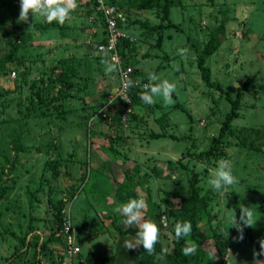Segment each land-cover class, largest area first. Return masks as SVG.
<instances>
[{"label": "rangeland", "instance_id": "obj_1", "mask_svg": "<svg viewBox=\"0 0 264 264\" xmlns=\"http://www.w3.org/2000/svg\"><path fill=\"white\" fill-rule=\"evenodd\" d=\"M104 2L109 4V0ZM171 5L170 19L179 23L185 34H176L172 29L166 31L167 35L172 34V38L164 39L160 50L152 48L149 53L153 57L142 68L162 77V81L167 79L177 84V91L172 96L177 99L172 104L180 103L193 116L192 120L181 109L169 111L171 125L163 131L175 135L178 140L152 139L150 131L160 133L162 130L152 118L147 117L141 122L143 118L140 117L136 122L133 116H141L143 111L138 107L131 106L125 121H121L124 112L112 103L106 109V118L86 115L87 108L95 106L93 102L102 90L94 88L88 95L82 93L81 99H77V89L84 85L82 80L88 78L89 90H92L91 86H96L101 74L96 66L92 74L82 69L86 64L94 65L97 59L93 61L83 53L87 47L92 49V43L82 41L85 33L80 31L86 25L89 30H97L101 35L99 40H103L105 21L101 14L86 18L82 15L86 6H78L80 10L71 14L69 25L64 23V29L57 31L48 29L43 17L37 15L33 18L30 13L27 27L23 28L24 22L18 20L20 4L15 5V0H0V57L10 50L6 45L7 33L13 31L14 34L13 24L20 26L10 37L18 46L15 58L20 62L6 64L8 69L0 71V182L4 180L11 184L15 179L14 192L6 201H0V264L6 263L20 249L23 253L25 246L32 248L34 242L28 239L32 234L49 235L54 212L47 197L53 204L61 198L66 200L64 216H70L76 237L75 227L84 229L86 225L91 230L106 225L107 231L92 242L83 240V245L81 240L84 238H75V241L82 245V255L91 250L101 258L114 257L118 264H141L142 256L147 253L140 247L135 250L125 247V241L134 237L119 236L112 225L115 218L123 229H139L135 224L125 225L126 217L116 209L131 199L143 197L147 203L144 219H151L150 211L159 213L161 250L166 255L173 254L178 221L171 209L178 207L182 198L189 197L191 176L189 170L180 168V164L197 173L198 194L209 199L205 212L199 217L197 229L185 238L197 244L195 255L186 256L187 263L197 264L202 255L205 264H253V252L260 250L258 241L264 238V146L263 152L249 151L242 148L241 138L244 141L251 135L252 141H257L255 130H264V0H172ZM30 24H33L32 28L40 24L45 27L30 31ZM220 24L225 25L222 43L205 62L210 70V82L220 85L232 97H235L237 87L245 81L248 85L237 110L239 117L230 124L232 136H226L225 143L221 144L225 157L197 161L192 154L209 149L210 139L217 136L224 115L230 109L223 94L204 84L196 62L202 43ZM187 26L191 30L189 33ZM66 33L60 42L59 37ZM75 39L77 48H73ZM157 39V36L152 38L155 46H158ZM142 44L143 40H139L138 45L143 47ZM188 46L190 51H186L182 58L172 50ZM166 52L173 53L172 60L163 58ZM77 55L84 58L79 60ZM100 61L101 69H104L105 65ZM181 68L186 70L185 74ZM150 73L146 72L148 76ZM106 76L114 79L115 71ZM92 78L96 80L94 84ZM113 86L111 96L117 93L119 82L104 87L107 90L106 87ZM66 92H69L66 96H70L67 100L48 104L52 97ZM39 98L42 102L38 101ZM83 98L89 101L86 109L77 102ZM155 99L165 110L172 106H165L162 96ZM106 105L104 102L105 108ZM145 110L150 109L146 107ZM116 115L120 116L119 124L112 122ZM21 124L19 141L30 148V153L21 154L15 171H10L13 162L10 137ZM110 140L113 144L117 141L122 156L108 152ZM57 157L62 161L59 168L52 164ZM221 159L229 161L239 183L217 192L208 181ZM82 161H85L89 175L83 188L78 189L83 175L78 167ZM137 163H140L139 169L134 171ZM126 174H132L133 179L126 180ZM27 191L36 192V203L32 208L27 204ZM234 205L250 207L254 213L257 221L252 227L251 241L236 242L234 239L238 233L231 227L230 218L236 216L239 220ZM30 215L38 218L32 223L38 229L27 236ZM84 235L86 238L87 233ZM216 246L223 254L221 261H217ZM52 249L41 262L58 264L62 252L57 244ZM33 254L34 247L21 254V264H33L37 256ZM153 255L152 264H169L166 255L155 251ZM258 259L264 261V255Z\"/></svg>", "mask_w": 264, "mask_h": 264}, {"label": "trees", "instance_id": "obj_2", "mask_svg": "<svg viewBox=\"0 0 264 264\" xmlns=\"http://www.w3.org/2000/svg\"><path fill=\"white\" fill-rule=\"evenodd\" d=\"M93 5H95V3L93 2V0H91ZM137 1V3H134L132 5L133 8H136L138 10L140 9H147L149 7L152 6H156L159 8V13L161 14V23L158 25H150L147 21L145 22H141L140 20H131L130 24L132 25H137L138 27H140L141 29L144 30L145 35H154V32H160V30H164V31H169V30H174V32H176V34H185V29L180 27L179 23H173L170 19V12H171V7H172V0H135ZM163 1V3L160 6V3ZM133 2V1H132ZM132 2L130 4H132ZM113 3V2H112ZM19 5L20 4V0H15V5ZM114 4V3H113ZM89 5V4H88ZM93 5L90 6H86L87 7V12H85V17L89 18L92 14H94V10H93ZM119 7V6H117ZM189 24L191 23V18L189 19ZM13 30H17L20 28L19 25L17 24H13ZM21 27L26 28L27 24L24 23ZM44 24H40V25H36L34 28L35 29H40V28H44ZM34 28L30 29L33 30ZM49 28H57L59 30H63L64 26L60 25L58 22H53L51 24L48 23V29ZM188 33L190 30V28H188ZM14 31V34H15ZM224 32H225V25L224 24H220V26L217 28V30H215L214 32H211L209 35V39L205 42L202 43V50L200 51L199 56L197 57V69L201 72V79L204 81V84L208 87V88H215V90L219 91L221 94H223V98L229 103L230 105V109L229 112H227L224 115V119L221 123L220 129L218 131V134L216 137H212L210 139V144H209V149L202 151L198 154L193 153L192 157L195 158V160H208L209 158L212 159H219L221 157H225L223 148H221V144L223 145V143H225V137L226 136H232L231 135V128H230V124L233 120L237 119L238 113L237 110L239 108V104L242 98V93L243 90L247 87L248 85V81H245L241 86L237 87L236 90V94L235 97H232L229 92L223 90V88L218 85V84H212L210 82V70L205 66V62L206 59H208L211 55H213L218 48L220 47L223 37H224ZM13 31H11L10 33H7L8 38L6 39V45L9 47L10 46V50L9 52H7L6 54H4L2 57H0V71H6L8 68L6 66V64H16L19 63L20 61H18L15 56H16V51L17 49V44H13L14 42L12 41V39L10 38L11 36L14 35ZM157 44L160 46L163 39L165 38V36L162 38L161 33L158 34L157 36ZM172 38V34L168 35L166 34V39H171ZM104 39L99 41L98 44L103 43ZM195 45H197V43H194ZM193 48H196V46H193ZM117 48L120 52V56L122 57V59L124 60L126 65H129L128 63V54L134 51V47L131 46V43L126 40L125 38L118 43ZM188 51H190V46H188ZM103 57H105L104 54H102ZM101 56V57H102ZM145 57H148L147 55H145ZM116 75H117V80H118V74L116 71ZM133 82H134V86L129 87L128 89V97L130 100V105L133 107H138L140 109H143L142 111V115H137V116H133V118L136 117V122L139 121L140 117H142L143 119H141V122L144 121L145 118H152L154 122H156V125H159V127L161 128L162 132H152L150 131V137L152 139H160V138H171L174 140H178L175 138V135H171L168 133H166L165 131H163L164 129H167L168 126H170L171 124L169 123V121L171 120L170 116H169V111L174 110V109H181L183 110L188 116H190L189 118H191L193 120V116L185 109V107L180 103H174L172 104V106H170L167 110L163 109L164 107H162L160 105V102H156L155 104H145L141 99H140V94L144 91L143 85L150 83L149 81V76L141 71H135L133 70V72L130 74L129 77ZM84 82L83 86H80L77 89L76 94L78 95V97H76L77 99H81L82 97V93L88 94V92L90 93V91L93 90H89L90 88H88V78L87 79H83L82 80ZM119 81V80H118ZM117 82H114L116 85L118 84ZM49 85V84H48ZM92 88H95V86H93ZM107 90H102V92L99 93V98H97L96 100L99 102L97 105L95 106H91L88 109V113L86 114L87 116H95L99 110H101V108L104 105V102L107 103L108 101V96L110 95V93L112 92V88H107ZM104 91V92H103ZM67 94H69V92L66 93H62L57 94L55 97H52L49 101L48 104L49 105H54L56 102L58 101H65L68 99V97L70 96H66ZM109 94V95H108ZM71 95V94H70ZM1 96V93H0ZM80 97V98H79ZM177 98H174L173 100H176ZM156 100V99H155ZM39 102H42V99L39 98L38 100ZM78 101V100H77ZM101 103V104H100ZM118 110L124 109L126 107V103L123 101H120L118 99H115L111 102ZM148 107L150 110L146 111L145 108ZM86 108V107H85ZM96 112V113H95ZM106 112V111H105ZM118 114L120 113L119 111L117 112ZM120 116L119 118L116 116L112 117V122H117L118 124L120 123ZM79 126V125H77ZM21 130H22V124L19 128V130H15L10 137V144H11V150L13 151V162H12V166L10 168V171H15L16 168V164L19 162V156L21 154H28L30 153V148H28L26 145H24L22 142L19 141V136L21 135ZM255 134V138L257 141H252V136L249 135L248 137L245 138V140L243 141L241 138V144H242V148H246L247 150H251L253 152H263L261 149L264 146V130L261 131H257L255 130L254 132ZM258 138H260L258 140ZM117 141L116 143L114 142L113 144V140H110L109 146L107 148L108 152L112 155L113 152L114 154H116L117 156L119 155H123L122 153H120L117 149ZM227 145V144H226ZM57 147H59L57 145ZM60 148V147H59ZM39 150V149H38ZM53 153V152H52ZM87 162V161H86ZM62 163V161L60 160L59 157H57L56 160H54V162L52 164L57 165V167L59 168L60 164ZM140 163L137 165H135L133 167L134 171H137L139 169ZM104 169L105 166H103ZM180 168H182L183 170H189L191 173L190 179L188 181L189 184V197L188 198H182V200L179 202L178 207L171 209L172 210V214L175 216L176 220L178 222L180 221H191L192 226H193V231L197 229V223L199 221V217L201 214H203L205 212V208L208 205L209 199L207 196H202L200 197L198 194V175L194 170L189 169L187 166H185L184 164H180ZM79 171H83V175L81 176L79 181V186L78 189L83 188V186L85 185L86 181H87V177H88V173L86 170V163L85 161L81 162V167L79 168ZM127 176L125 177L126 180L131 181L133 179V176H131L132 174H126ZM11 184H7L4 180H2L0 182V201H6L13 192H14V188H15V179L11 180ZM46 183V182H45ZM39 188V186H38ZM50 194V192H49ZM36 196V192L33 191H27V197H28V201L27 204L29 205L30 208L33 207V204L36 203V200H34ZM48 198V204L50 205V207H52V210L54 212L53 217H52V228L49 231V235L48 233H45V236L41 239V236L37 235V234H32L30 238H28L29 240L33 241V247H34V254H36L37 256L33 259V264H41V259L44 256V258H47L48 256L45 255H50V253L53 251L52 246L57 244V248L59 250V252H62V256H59V262L58 264H61V261L63 260V250L65 248V239L63 235V217H64V208H65V204H66V200L64 198H61L57 204H53L51 202L50 197ZM153 208V207H151ZM240 209L241 206L240 205H234V210L237 213L238 217H240ZM150 217L152 220H155L157 222V224L159 225V213L158 212H153L150 211ZM70 218V216H69ZM37 217H33V216H29V221H28V226L29 228L27 229V236L30 233L35 232L38 228L37 226H33V220H37ZM71 221V218H70ZM112 225L115 229V231L117 232V234L119 236H127L130 235L132 237L136 236V233L139 231V229L137 228H126L123 229L121 226H119L117 224V220L114 218L112 220ZM84 229L83 228H78L75 227L77 230V238L81 239V243L83 244V240L87 243L89 241H93L95 238L101 236L104 234V231H107V227L106 225H104L103 227L101 226V228H93V229H89L87 228L86 225H84ZM71 228L73 231V227H72V223H71ZM89 229V232L87 231ZM83 231H85L84 233H87V236L85 238V235L83 233ZM47 234V235H46ZM107 235V234H106ZM186 237H182L179 241H177L176 237H175V232H174V240H175V248H174V253L169 255V254H164L161 250L160 247V242H158L155 245V252L157 253H162L163 255H166L168 263L169 264H188L187 263V258L186 256H184L182 254V247L184 245V241H185ZM188 238V236H187ZM249 239L250 241L252 240V227H246L244 229V239ZM27 241V240H26ZM27 245H31L29 243H27ZM79 247L82 245L77 244ZM84 245V244H83ZM26 247V246H25ZM32 247V248H33ZM80 247V250H81ZM32 250V248H30V246L26 249H23V253L28 250ZM140 248H143L142 246H140ZM216 251H217V261H221L223 258V254L218 251L219 247L216 246ZM21 249L19 251H17V253H15L14 255H11V258L6 261V263L4 264H21L20 262V256L21 254H23ZM33 254V255H34ZM18 255V256H17ZM17 256V257H16ZM14 257H16L13 261H11ZM153 254H149L148 252L142 256V263L141 264H152L153 261ZM22 258V257H21ZM18 259V262H15V260ZM204 256L201 255L200 260L198 261L197 264H205V260H204ZM23 260V259H22ZM92 261H94L96 264H118L117 260H115L114 257L111 256H106V257H100V256H96L91 250L88 251V253L84 256L82 255V251L78 254L77 256V262L75 264H89ZM214 263V262H213ZM216 263V261H215Z\"/></svg>", "mask_w": 264, "mask_h": 264}, {"label": "clouds", "instance_id": "obj_3", "mask_svg": "<svg viewBox=\"0 0 264 264\" xmlns=\"http://www.w3.org/2000/svg\"><path fill=\"white\" fill-rule=\"evenodd\" d=\"M78 7L77 0H20V13L18 20L24 23L29 22V14L34 18L35 16H41L46 23L58 22L63 25L66 21L71 19V13ZM33 27V24L29 25V29ZM180 55H184V50H180ZM113 57V61H115ZM105 65L106 74H110L117 70V65L114 62H110L107 59L101 61ZM178 70V69H177ZM160 78L155 74L149 75L150 83L143 85L144 91L140 94V99L145 104H155V97L162 96L164 105H171L174 101L172 99L173 93L177 91V84L175 82H169L164 79L163 81L156 83ZM125 88L134 86V82L131 79H127ZM208 183L211 187L219 192L222 189L227 190L228 187L233 184L239 183L237 177L233 174L232 166L229 161L221 159L217 162V167L212 172V177ZM147 209V203L143 197L139 199H131L125 205L117 207V212H122L126 219L123 221L125 225L131 226L137 225L139 231L136 236L129 241H125V247L129 250H135L140 246L144 251L149 254H153L155 251V245L159 242L161 230L155 220L144 219V211ZM240 217L237 220L230 218L231 227L237 230L238 235L234 238L236 242H241L244 239V229L246 227H254L257 220L254 218V213L250 207H241ZM193 231L191 221H180L175 224V237L179 241L182 237L189 236ZM260 250H254L253 264H264V261L258 259L259 256L264 255V238L259 239ZM197 251V244L191 240H185L182 248V254L184 256L195 255Z\"/></svg>", "mask_w": 264, "mask_h": 264}, {"label": "crops", "instance_id": "obj_4", "mask_svg": "<svg viewBox=\"0 0 264 264\" xmlns=\"http://www.w3.org/2000/svg\"><path fill=\"white\" fill-rule=\"evenodd\" d=\"M78 1H80V0H77L78 6H82V5L83 6H90V5H93V3H92L91 0H81V2H78ZM112 2L114 3L115 6H119V9H120L121 13L124 16L123 17V20H121L119 22L120 30L123 33L124 38L131 43V46L134 47V51L128 54V60H129L128 63H129V66L131 68L133 67L132 69H134L135 71L138 70V71H141V72H144V73H146V72L147 73H150L149 71L144 70L142 67H144V63L146 65L148 59H150V58L153 57L149 53V52H151L150 50L152 48L153 49L157 48V49L160 50L159 45L158 46H155L154 44H152V38L154 36H158V34L161 33L162 38L165 36L164 39H166V34H167L166 31L167 30L166 31L160 30V32H154V35H147V34L145 35L143 29H141L137 25L130 24V21L131 20L132 21L133 20H140L141 22L147 21L150 25H158V24L161 23V19H160L161 14L159 13V8L156 7V6H152V7H149L147 9H140V10H138V9L132 7V5L134 3H137V1H135V0H115V1L114 0H109V4H113ZM131 2H132V4H130ZM106 4H108V3H106ZM93 6H94L93 7V10H94V14L93 15H96L95 5H93ZM78 8L79 7L76 8V10H75L76 12L74 11L71 14H77L78 10H80ZM85 12H87V8L86 7H85V11H84V13H82V15L85 16ZM147 12H149V13H147ZM91 17L92 16H90V18ZM140 17H142L143 19H148V20H144L143 21V19H141ZM65 25H67V26L69 25L68 21L65 22ZM83 27H85V28H83L80 31L81 33H85V35H83V37H82V39H83L82 41H84L85 43H92V49H90V48L87 47L86 50L83 51V53H85L86 55H89L88 58H91V60L94 61L95 59H97V61H95V64L94 65H91V64H88L87 65L86 64L85 66H83L85 68H82V69L85 70V72H91V74H92V72L94 71V66H96V70L101 74V77H100V79H98L99 82H97L95 88L97 90H100L99 88H101V90H103L102 88H104L105 86H108L109 84H111V82H117L118 81L117 80L116 71H115V77H114V79H112L111 76H110L111 79L108 76H106L107 74L105 73V66H104V69H101V66H100L101 64H99L98 61H100V58L101 59H107L108 61H109V59L106 56L103 57L102 54H100V53H98L96 51V46L99 43L97 41H100L99 39L101 38V35L98 34L97 30H89V28H86V25H84ZM50 30H57V31H59V29H57V28H50ZM66 36H67V33H66V35L60 36L59 37L60 42H63V38L66 37ZM164 39H163V41H162V43H161L160 46L163 45ZM139 40H143V44L141 45L143 47H140L138 45ZM73 41L75 43L77 40L75 39ZM73 45H74L73 48H77L76 43L73 44ZM166 50L167 49H165V51ZM172 50L176 51L177 53H180V50H184V52H186V51H188V47L176 48V49L174 47ZM62 55L63 54L61 53V57H62ZM145 55H147L148 57H145ZM97 56H98V58H96ZM156 57L157 56H155L154 58H156ZM173 57H174L173 53H168V52H166V55L163 56V58L166 59V60H168V61L169 60H172ZM76 58L79 59V60H81L84 57L77 55ZM180 58H182V55H180ZM100 63H102V62L100 61ZM185 71H186L185 69H183V71H182V68H181V72H184V74H185ZM150 74H153V73H150ZM164 77L166 78L167 75H164ZM161 78L158 81H156V83L161 82L162 81ZM94 82H96V80L94 78H92V84H94ZM91 87H93V85ZM114 87L115 86L111 87L112 90H113ZM88 88H89V86H88ZM91 89L94 91V88H91ZM86 95H88V94H86ZM77 102H78V105L80 107H84V109H86L85 107H87L89 101L88 100H84V98H83L82 100H78ZM93 103H94V105H97L98 104V102L96 100ZM42 235L44 237L45 236V233H42ZM42 235H41V239L43 238ZM28 250H29V248H28ZM41 264H44V263L41 262Z\"/></svg>", "mask_w": 264, "mask_h": 264}, {"label": "built area", "instance_id": "obj_5", "mask_svg": "<svg viewBox=\"0 0 264 264\" xmlns=\"http://www.w3.org/2000/svg\"><path fill=\"white\" fill-rule=\"evenodd\" d=\"M95 3V11L96 14L99 13L104 18L105 23V34L104 41L96 46V51L98 53H103L106 57H108L110 62H114L117 65V74H118V82L119 88L117 93H114V96L111 94L108 96V101L106 108L103 106L101 110L95 116H102L104 118L107 117V113L105 112L107 107L111 104V102L115 99L125 102L127 105L122 112H124L121 116V121H125L124 117L130 111L131 105L128 97V88H125V83L127 79H130V74L133 72V69L126 65L122 57L120 56V52L117 48L118 43L124 38L123 33L120 30L119 22L123 20V14L121 13L119 7L114 4H106L104 0H93ZM113 57H115V61H113ZM14 73H12V76ZM105 108V109H104ZM63 221V235L65 239V248L63 250V260L61 264H75L77 262V256L81 252L80 247L77 245L75 241V235L71 228V221L69 215H66L62 219Z\"/></svg>", "mask_w": 264, "mask_h": 264}]
</instances>
